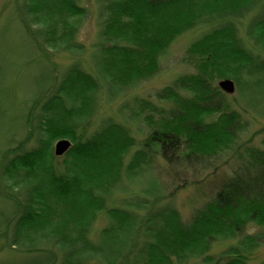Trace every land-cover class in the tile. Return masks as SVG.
Wrapping results in <instances>:
<instances>
[{"label": "trees", "instance_id": "16d2710c", "mask_svg": "<svg viewBox=\"0 0 264 264\" xmlns=\"http://www.w3.org/2000/svg\"><path fill=\"white\" fill-rule=\"evenodd\" d=\"M89 1L16 0L21 51L0 42V57L16 63L12 77L39 71L12 99L0 68V264H248L264 239V150L240 143L250 121L219 83L234 81L242 112L264 120V0H92L87 50ZM194 31L183 60L191 73L155 99L127 98L160 77L174 44ZM53 49L87 60L63 68ZM120 99L115 115L103 113ZM61 139L73 146L58 158ZM226 155L236 159L232 176L185 221L165 188L178 169ZM250 225L260 233L244 234Z\"/></svg>", "mask_w": 264, "mask_h": 264}, {"label": "rangeland", "instance_id": "374dc122", "mask_svg": "<svg viewBox=\"0 0 264 264\" xmlns=\"http://www.w3.org/2000/svg\"><path fill=\"white\" fill-rule=\"evenodd\" d=\"M15 5L16 0H0V42L3 44L5 49L8 50L9 53L10 51L19 53L22 48V44L20 43L21 40L18 35L20 33V30H18L16 27L18 19L16 13L14 12ZM87 6L92 13L91 17L89 18L84 29L81 32L80 42L88 50L96 41L97 17L96 9L92 0L88 2ZM9 30H11L13 33L9 32ZM6 33L8 37L3 41V36H6ZM200 33V31H194L178 39V41L172 47L171 54L165 60V70L163 74L148 83H144L137 90L130 93L127 98L132 99L139 97L141 99H155L156 95L163 89L169 87L176 78L191 73L190 68L186 66L183 60L186 57L187 50L190 44L199 36ZM51 52L55 53L53 62L63 68L72 64L74 61L87 60V56L86 54L84 55V53L80 54L82 57H80V55L78 57H72L64 53H58L56 49L51 50ZM11 65H16V63L0 57V68L2 69L3 73L5 75L7 74L8 76H6L7 82L3 87H5L6 92L10 94V98L17 99L21 97L22 90L24 91L25 88L32 89V86H35V81L38 78L39 71H27L20 77H18L17 75L12 77L13 70L16 73L18 69H12ZM87 67L89 68V66ZM229 99L233 107L237 108L240 111V114H242V116L244 117L243 120L250 121L248 131L245 133V135L242 134L240 143L246 144L251 139L254 147L264 150V120L254 115L253 113L242 112L244 105L242 106L236 102L237 100H239L236 93L229 96ZM248 99L253 100L252 98ZM124 100L126 99H120L114 106L104 108L103 113L115 115L117 108L121 106L122 103H124ZM148 136V132H145L144 134H137L136 139L139 143H143ZM14 139L16 142H19L20 140L18 136H16ZM58 142H56L53 146L54 152L55 146ZM235 160L236 159L234 157L226 155L221 159H216L210 165H207V169L196 168L192 171H187L185 175V171H183L184 169H178V173L180 174L181 178H179L178 181L175 182L173 187H166L167 185H171L166 177L168 174H166V176L164 175V170L167 168V165L163 160L157 159V168L161 170L163 176H161L160 179L165 181L166 188L164 190V196L167 198L164 199V201H166L165 203L173 202L174 206L183 216V219L185 221H189L192 218V215L207 203V201L209 200L208 197L211 196L210 193L213 192V188L217 187L216 189H218L220 187L219 183L222 182L224 178L232 176L233 170L236 169V167L234 166ZM203 179H206V181H204L202 184H196V182H200ZM193 183H195L196 185H192ZM206 196L207 199L205 198ZM96 227L97 229H101L103 227L102 222L97 224ZM259 233L260 230L253 225H250L244 232V234H249L251 236H256ZM235 244L236 241L228 242L225 247L216 244L214 249L208 256L210 258H219V256L227 250L228 246ZM261 244V247L249 259L248 264H262L264 262V239L262 240ZM6 254L7 252L3 251L0 248V261L6 258ZM187 264H209V262L206 261V259L201 258L198 260L193 259Z\"/></svg>", "mask_w": 264, "mask_h": 264}, {"label": "water", "instance_id": "95a60500", "mask_svg": "<svg viewBox=\"0 0 264 264\" xmlns=\"http://www.w3.org/2000/svg\"><path fill=\"white\" fill-rule=\"evenodd\" d=\"M219 88L227 95L236 93V84L232 80H223L219 83ZM73 144L69 140H61L55 146V155L58 158L64 157L72 148Z\"/></svg>", "mask_w": 264, "mask_h": 264}]
</instances>
